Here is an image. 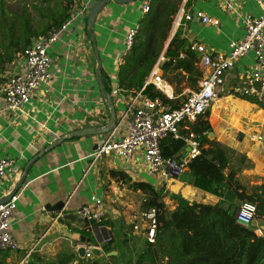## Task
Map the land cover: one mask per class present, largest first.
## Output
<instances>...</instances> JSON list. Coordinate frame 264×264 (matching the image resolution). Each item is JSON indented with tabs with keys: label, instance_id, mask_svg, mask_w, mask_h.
<instances>
[{
	"label": "crops",
	"instance_id": "0c3cea01",
	"mask_svg": "<svg viewBox=\"0 0 264 264\" xmlns=\"http://www.w3.org/2000/svg\"><path fill=\"white\" fill-rule=\"evenodd\" d=\"M185 3L186 0H183L180 9L184 7L192 12L201 11L217 19L219 25H204L196 20L188 22L184 19L176 23L177 14L170 38L178 33L186 45L198 42L222 53L229 52L231 41L243 37V26L238 15L249 13L258 17L264 11V0L263 5L257 0H240L238 15L225 11L221 0H190L188 5ZM141 4V1L128 5L107 3L95 20L94 32L101 59V74L103 79H108L111 87L117 84V70L125 36L143 16ZM78 27L79 22L72 24L53 45L52 82L49 86L39 88L37 96L26 107L27 115L15 112L0 115V156L6 155L15 160L13 172L0 178V199L14 189L26 166L51 144L70 132L87 127H103L109 120L105 112L108 108L100 95L95 78L97 60L88 26L85 24L82 28V37ZM253 63V54L242 57L229 73L228 82L235 86L249 72ZM234 99L249 106L254 119L259 122L254 129L262 133L264 109L246 100ZM234 99L220 98L211 107L208 116L212 127L211 139H214V113L216 120H219V113L225 104L233 102ZM117 116L118 111L116 118ZM106 136L107 133L71 138L59 143L34 162L23 184L17 213L12 220L11 230L19 242L20 250L10 252L6 260L8 264H23L32 253L46 260H55L63 251L74 252L78 245L74 246L73 242L80 240L82 236L92 238L95 241L93 245L100 247L97 245L98 234L111 231V224L117 222L120 223L118 230L122 227L125 232L133 229L127 215L131 210H142L144 194L139 190L134 191L128 182L112 177L111 173L123 172L132 181L150 182L147 178L151 176L138 159L126 162L109 156L93 162L89 154L94 150V145ZM259 145H253L251 151ZM187 149L185 150L188 151ZM251 151L246 153L247 158H250ZM187 172L188 169L184 174ZM186 177L190 181L193 179L189 173ZM178 178L161 184L166 192L178 194L189 202L208 205H215L223 199L189 185L190 181ZM154 184L157 186L156 181ZM117 190L122 192L120 201L106 206V220L110 224L107 225L105 220L106 225L98 227L80 221L75 216L76 209L87 203L92 195L106 199ZM164 201L167 208L170 203L174 205V201L169 198ZM84 233L87 235H83ZM140 233L142 231L133 232ZM101 250L102 257L98 259L100 264L103 260V249ZM107 255L117 256L118 252Z\"/></svg>",
	"mask_w": 264,
	"mask_h": 264
},
{
	"label": "built area",
	"instance_id": "2783aa9c",
	"mask_svg": "<svg viewBox=\"0 0 264 264\" xmlns=\"http://www.w3.org/2000/svg\"><path fill=\"white\" fill-rule=\"evenodd\" d=\"M93 1H81L72 8L70 18L59 28L33 39L29 46L15 55L14 62L10 66L11 70L9 69L0 80V115L7 112L27 115L26 107L37 96L39 88L49 86L52 82L53 45L76 22H79L80 36H84L82 28L86 24L85 18ZM239 2L240 0H221V5L225 11L238 15ZM257 2L263 5V0ZM141 10L143 14L149 11L147 2L141 6ZM238 17L244 34L242 38L230 42L229 52H217L201 43L191 42L178 53L180 60H188L191 56H195V65L199 68L202 77L196 89L189 90L185 99L176 107L160 97L152 98L146 94L147 88L152 86L154 92L161 93L168 100H176L179 97L176 96L173 85L163 76L161 66L165 62L164 53L159 56L139 90L128 93L117 84L112 86L109 94L118 116L112 130L104 139L96 143V149L89 154L92 161H101L109 156L126 162L138 159L148 175L156 179L157 186H161L177 179L187 170L188 163L200 154L201 136L211 139V132L206 131L200 135L191 128L199 119L204 118L218 99H249L254 101L253 104L264 109V11L258 17L249 13ZM180 19L188 22L196 20L204 25H219L217 19L201 11L186 10L184 7L180 9L176 23ZM138 30L139 23H136L126 34L120 64L132 47ZM248 54H253L254 63L235 86L231 85L228 82L229 73L234 70L236 63ZM169 137L185 142V148L178 158L162 156V143ZM247 138L253 145L264 142L263 134L256 129H253ZM186 148L189 150L186 151ZM14 163L13 158L0 156V178L13 172ZM22 191L21 188L8 202L0 204V252L20 250L19 242L14 237L11 227ZM121 197V190L110 194L106 199L92 195L90 200L78 207L74 214L80 221L101 225L107 217V204L115 205ZM157 213L156 208H150L131 210L127 215L133 230L142 231L145 242L149 244H154L156 241ZM255 215L256 205L245 202L236 213V222L245 228H251L255 222ZM254 232L261 236L260 229H254ZM86 259H95L89 247L86 250Z\"/></svg>",
	"mask_w": 264,
	"mask_h": 264
},
{
	"label": "trees",
	"instance_id": "16d2710c",
	"mask_svg": "<svg viewBox=\"0 0 264 264\" xmlns=\"http://www.w3.org/2000/svg\"><path fill=\"white\" fill-rule=\"evenodd\" d=\"M45 1L34 4L37 5L34 9L38 18L42 19L39 26L48 21L40 29H34L30 12L28 14L25 11L18 16L17 24L13 21L11 32H7L5 27L0 28V80L9 70L18 52L24 50L38 36L59 28L70 18L72 8L83 0H54L53 6L48 4L44 8L41 4ZM97 1L94 0L91 7ZM138 1L142 2L141 6L147 2L149 11L138 20L139 30L133 45L117 70V85L128 93L143 86L169 39L174 18L183 0ZM189 2L190 0H186L185 5ZM85 22L87 24V17ZM185 46V41L176 33L164 52L165 62L161 66L164 78L176 85L175 94L179 97L168 100L161 93L154 92L152 86L146 91L150 97H160L173 107L185 99L180 85L184 83L186 87L195 90L202 77L195 65V56L188 60L178 59V53ZM103 82L106 90L110 92L108 79L104 78ZM208 116L209 112L192 126V131L200 135L206 131L212 132ZM200 143V154L187 165L188 173L193 178L189 185L209 193L212 191L210 187L215 185L224 190L225 199L231 202L237 198L255 204V219L264 220V183L252 188L238 184L236 177L239 168L232 166V149L206 136H201ZM184 148L183 140L169 137L163 141L161 153L164 158H178ZM244 161L246 158H243ZM111 176L128 182L130 188L144 194L142 210L156 208L158 211L156 241L154 244L145 242L142 264H264V237L256 235L254 229L245 228L236 222L238 210H233L232 204L222 208L219 205L189 202L178 194H169L162 185L156 186L141 180L132 181L123 172H112ZM166 198L177 202L176 209L170 213L164 201ZM93 225L101 227L106 222ZM103 250L110 253V243ZM10 252H0V264H8L6 260ZM107 259L108 264H117L116 256L109 255ZM76 260V253L70 250L61 252L55 260H46L32 253L23 264H74ZM77 264H100V260L85 259Z\"/></svg>",
	"mask_w": 264,
	"mask_h": 264
},
{
	"label": "rangeland",
	"instance_id": "374dc122",
	"mask_svg": "<svg viewBox=\"0 0 264 264\" xmlns=\"http://www.w3.org/2000/svg\"><path fill=\"white\" fill-rule=\"evenodd\" d=\"M40 1L41 0H0V28L5 27L7 32H11L13 21L17 24L19 20L18 16H21L22 11H25L28 14L30 12L29 17L32 21V25H34V29H40V27L48 22L46 21L40 26L38 24L42 21V19L38 18L37 12L34 8ZM34 4L37 5L34 6ZM48 4L53 6L54 0H46L41 5L46 8ZM173 31L174 29L172 26L169 38L173 34ZM166 44L164 45L163 50L165 49ZM180 86L182 87V94L184 96L188 94L189 90L192 91V89L186 87L184 83H182ZM173 87L175 91L176 85L173 84ZM105 112L107 114V118L109 119V111L106 109ZM215 114L216 113H214L212 119L214 140L226 145L227 147L229 146V148L232 149V166L239 168L236 177L238 184H241L247 188H252L256 185L264 183V142L257 147L255 146L254 150L251 151V148L254 146L250 144L247 138V135L255 127H258L257 125L259 123L256 119H254L253 112L250 110L249 106L244 102L234 99L233 102L225 104L224 108L219 113V120H216ZM262 133L264 135V123L262 127ZM250 151V158H247L246 153H249ZM243 158H246V161L243 162ZM186 174L181 173L178 179L189 182L190 180L186 179ZM147 180L152 184L156 181V179L153 177H148ZM210 189H212V191H210L211 194L223 198L219 200L217 204H215L221 206L222 208H227L230 204H232L233 210H235V208L239 210V208L245 202L237 198L233 199L232 202L228 199H225L224 190L215 185H212ZM176 207L177 202H174L173 206L170 203L168 205L167 211L170 213L175 210ZM108 221L107 225L110 224ZM119 226L120 223L117 222L114 225L111 224V231H103L102 233L100 232L98 234L99 239L97 245L103 249L106 244L110 243V247L112 249L111 252H118V255L116 256L117 264H142V259L144 256L143 254L146 248V243L142 234H133V229L126 232L122 231L125 229L123 227L121 230H118ZM251 228L257 230L260 229V234L264 237V220L255 219L254 225ZM79 242L80 240L74 241L73 245H79ZM107 257V253H105L103 250V260L101 261L102 264L108 263Z\"/></svg>",
	"mask_w": 264,
	"mask_h": 264
},
{
	"label": "water",
	"instance_id": "95a60500",
	"mask_svg": "<svg viewBox=\"0 0 264 264\" xmlns=\"http://www.w3.org/2000/svg\"><path fill=\"white\" fill-rule=\"evenodd\" d=\"M136 1H138V0H98L90 8L88 16H87L88 32L90 35V39H91L93 49L95 52V56H96V60H97V67L95 70V78H96V82L98 84L100 95H101L102 99L104 100L106 107L109 110V120H108L107 124L103 127H87V128H83V129L74 131V132H70L66 136L61 137L56 143L51 144L44 151H42L38 155V158L42 157L46 152L53 150L55 147H57L59 145V143L64 142L66 140H69L71 138L102 135V134L108 133L112 130V128L115 124V119H116V108L114 107L113 102L111 100V96H110L109 92L106 90L105 84L103 82V78H102V74H101V59H100L96 35L94 32V23H95V20L97 18V15L99 14L101 8L103 6H105V4L113 2V3L118 4V5H128V4L134 3ZM171 39L172 38H170L168 40V42L165 46V49L163 50L162 53L165 52V50H166ZM96 147H97V144L94 145V149H96ZM187 150H189V148ZM38 158H35L34 160H32L30 162V164H28L26 166L20 180L17 182L14 189L5 198L0 199V204L8 202L11 199V197L22 188V186L26 180V177H27V175L31 169V166L34 164V162ZM80 242H81V244L78 245L74 251L77 255V260L75 261L74 264H77L80 261H83L86 259V250L88 247H89L90 253L93 254L96 259H99L102 257L101 248L93 245L95 241L92 238H85L84 236H82L80 238Z\"/></svg>",
	"mask_w": 264,
	"mask_h": 264
},
{
	"label": "bare ground",
	"instance_id": "6f19581e",
	"mask_svg": "<svg viewBox=\"0 0 264 264\" xmlns=\"http://www.w3.org/2000/svg\"><path fill=\"white\" fill-rule=\"evenodd\" d=\"M171 90H170V88H168V92H170Z\"/></svg>",
	"mask_w": 264,
	"mask_h": 264
}]
</instances>
